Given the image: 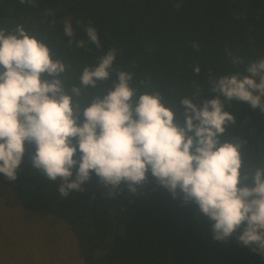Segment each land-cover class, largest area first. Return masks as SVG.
I'll use <instances>...</instances> for the list:
<instances>
[{"label": "clouds", "instance_id": "obj_1", "mask_svg": "<svg viewBox=\"0 0 264 264\" xmlns=\"http://www.w3.org/2000/svg\"><path fill=\"white\" fill-rule=\"evenodd\" d=\"M85 31L88 42L102 49L97 28L88 24ZM63 32L71 44L70 20ZM75 43L87 46L84 40ZM229 56L231 63L244 64L243 57ZM116 59L117 50L108 48L98 62L83 66L79 84L68 91L64 74L71 66L55 58L43 39L20 24L0 28V174L17 179L27 145L34 172L60 180L63 197L84 191L93 176L110 190L108 196L122 184L136 193L151 176L173 198L195 204L211 221L213 240L235 236L264 258V166L250 171L245 142L223 138L236 123L225 101L246 102L264 113V57L244 64L243 73L210 74L207 91L217 95L206 99L196 84L195 100L181 96L179 108L158 90L140 92L132 84L134 73L115 68ZM192 70L198 75L201 68ZM113 71L112 87L95 95L86 91L108 81Z\"/></svg>", "mask_w": 264, "mask_h": 264}, {"label": "trees", "instance_id": "obj_2", "mask_svg": "<svg viewBox=\"0 0 264 264\" xmlns=\"http://www.w3.org/2000/svg\"><path fill=\"white\" fill-rule=\"evenodd\" d=\"M65 20L71 21L75 40H84L85 48L77 47L75 40L69 44ZM17 24L71 66L64 74L68 91L79 84L84 65L115 48V68L133 72L134 87L140 92L158 90L173 108H179L181 96L195 100L196 84L206 99L214 98L217 93L207 91L210 74L218 78L243 73L244 64L264 57V0H0V28L14 30ZM88 24L97 28L102 49L88 42ZM229 52L243 57L244 64L231 63ZM195 65L201 68L198 75L192 70ZM115 80L113 71L108 81L86 91L99 94ZM225 110L235 115L236 123L223 138L245 142V167L250 171L264 166V113L237 100L225 101ZM178 115L183 119L182 108ZM26 147L17 179L0 174V180L13 188L25 209L69 223L88 264H264V258L235 236L213 240L211 221L195 204L173 198L151 176L136 193L122 184L111 196L93 176L84 191L63 197L60 180L34 172L32 149Z\"/></svg>", "mask_w": 264, "mask_h": 264}, {"label": "rangeland", "instance_id": "obj_3", "mask_svg": "<svg viewBox=\"0 0 264 264\" xmlns=\"http://www.w3.org/2000/svg\"><path fill=\"white\" fill-rule=\"evenodd\" d=\"M0 264L88 263L69 223L25 209L13 188L0 180Z\"/></svg>", "mask_w": 264, "mask_h": 264}, {"label": "crops", "instance_id": "obj_4", "mask_svg": "<svg viewBox=\"0 0 264 264\" xmlns=\"http://www.w3.org/2000/svg\"><path fill=\"white\" fill-rule=\"evenodd\" d=\"M71 231H72V229H71ZM72 232H73V231H72ZM73 233H74V232H73ZM67 236H70V234L67 233Z\"/></svg>", "mask_w": 264, "mask_h": 264}]
</instances>
